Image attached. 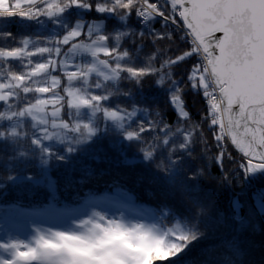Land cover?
I'll use <instances>...</instances> for the list:
<instances>
[{
  "label": "snow or ice",
  "instance_id": "6c2138e0",
  "mask_svg": "<svg viewBox=\"0 0 264 264\" xmlns=\"http://www.w3.org/2000/svg\"><path fill=\"white\" fill-rule=\"evenodd\" d=\"M70 7L110 14L121 25L114 31L102 30L101 20H78L65 24L61 36H24L16 40L17 46L0 47V166L4 171L17 163L35 166L41 171L38 180L33 174H9L7 181L35 182L48 192V201L40 208L9 204L0 205V211L71 217L74 209L57 203L53 162H67L98 135L113 130L136 141L146 161L161 145L168 146L174 133L181 140L171 145L173 153L198 138L204 159L188 179L213 178L208 165L221 169L225 159L235 167L218 173L222 182L264 173V0H0V19L47 17L59 23L55 18ZM157 20L164 29L171 24L175 30H156L152 24ZM136 21L147 32L128 26ZM0 38H12V33L0 32ZM146 38L153 45L179 40L183 48L174 56L156 48L143 63H136ZM125 40L134 52L124 47ZM82 54L91 60L77 62ZM10 61L26 71L15 70ZM181 63L187 66L184 87L173 75ZM150 77L173 89L169 103L177 113L175 126L159 111L137 123V114L147 109L108 103L114 95L128 94L118 88L122 81L139 83ZM109 83L116 91L104 94ZM186 88L205 101L201 124L192 123L186 110ZM44 95L47 98H41ZM25 101L29 102L22 106ZM203 123L212 130L216 154H209ZM229 141L236 155L229 152ZM201 168L204 176L198 175ZM5 186L0 181V188ZM256 207L264 213V194ZM168 216L164 209L159 222H125L123 214L110 218L93 211L88 219H73L74 227L66 230L36 226L29 241L9 236L0 242V264H165L205 235L199 228V208L191 217L164 223ZM251 226L255 231L257 226Z\"/></svg>",
  "mask_w": 264,
  "mask_h": 264
},
{
  "label": "trees",
  "instance_id": "16d2710c",
  "mask_svg": "<svg viewBox=\"0 0 264 264\" xmlns=\"http://www.w3.org/2000/svg\"><path fill=\"white\" fill-rule=\"evenodd\" d=\"M55 19L59 23H54L53 19L47 17L35 20L20 17L0 19V32L12 33V38H0V47L17 46L16 40L24 36L33 39L61 36L65 31V24L72 26L78 20H101L105 27L102 30L114 31L115 27L121 25L118 18L110 14H100L94 10L88 11L77 7L66 9ZM128 26L138 31L148 30L139 21ZM152 26L161 32L175 30V25L171 24L168 29H164L159 20L153 22ZM124 47L135 51L126 40ZM156 48H159L161 53L167 49V55L174 56L179 54L180 48H183V42L177 40L172 44L171 41L164 39L153 45L151 38H146L136 63H143V60ZM87 61L90 59L83 57L80 60V62ZM9 63L15 70L26 71L16 61ZM186 71L187 66L184 63L173 69L174 78L181 82V87H184ZM54 74L63 75L61 72ZM93 79L96 77L93 76ZM167 83L158 84L155 78L151 77L143 78L139 83L122 81L118 88L128 94L114 95L108 103L120 104L122 107H128L129 110L132 105L138 109H147L144 113L137 114V123L142 122L143 119H150L153 112L159 111L166 121L175 126L177 113L169 103V95L173 89L166 86ZM98 91L93 89L94 93ZM108 91L115 92L116 89L109 83L104 94ZM184 99L192 123L201 124L205 114V101L202 96L186 88ZM28 102L25 101L22 106ZM30 102L34 103V100ZM201 131L204 133V138L209 141V154H216L212 130L208 128L207 123L201 125ZM169 140L168 146L161 145L153 158L146 161L136 141L126 140L122 134H117L113 130L98 135L79 152L72 154L67 162L59 165L53 162L52 175L58 180L57 203L74 209L71 217L56 216L54 213L19 215L0 211V242L9 236L15 238L21 234H29L31 238L30 231L36 226L66 230L73 225L71 222L73 219L77 221L88 219L93 211L106 214L110 218H120L123 214L122 218L125 222L153 223L159 222L161 210L167 209L169 216L164 223H171L175 217L181 219L191 217L194 210L199 208V228L205 235L190 244L178 257L166 261L165 264H264V213L256 207V200L264 194V173L241 175L240 179L233 177L227 182H222L218 173L235 167L225 159L221 169L208 165L213 178L188 179L203 162L201 152L204 146L198 138L193 137V142L189 143L186 149L177 148L173 153L170 150L171 145H178L181 136L179 133H174ZM51 143L54 148L60 147L55 142ZM24 146L27 147V141L24 142ZM228 147L229 152L236 155L230 144ZM174 157H178V161ZM205 162H207L206 157ZM9 174L18 177L33 174L38 180L41 171L35 166L18 163L13 164L9 171H4L0 166V181L6 185L0 188V205L18 204L21 208L30 209L40 208L47 203L48 192L43 185L19 179L8 182ZM198 175L204 176L202 168ZM118 188L122 191H117ZM253 224L257 226L255 231L251 226Z\"/></svg>",
  "mask_w": 264,
  "mask_h": 264
},
{
  "label": "rangeland",
  "instance_id": "374dc122",
  "mask_svg": "<svg viewBox=\"0 0 264 264\" xmlns=\"http://www.w3.org/2000/svg\"><path fill=\"white\" fill-rule=\"evenodd\" d=\"M83 57L86 58V59H90V60H91V58H90L89 56H87V55H83V54H82V55L78 58L79 62H80L81 59H83ZM93 76H95V75L93 74ZM49 111H51V109H50ZM229 142H230V141H229ZM256 174H258V173H256ZM256 174H250V175H256ZM117 215L119 216V213H118ZM56 216H59V215H56ZM116 218H118V217H116ZM71 227H74V225H72ZM30 233H32V235H34L33 230L30 231ZM28 235H29V234H21V235L16 236L15 238H18V239H21V240L29 241L31 238H30Z\"/></svg>",
  "mask_w": 264,
  "mask_h": 264
},
{
  "label": "water",
  "instance_id": "95a60500",
  "mask_svg": "<svg viewBox=\"0 0 264 264\" xmlns=\"http://www.w3.org/2000/svg\"><path fill=\"white\" fill-rule=\"evenodd\" d=\"M217 36L221 35V34H216Z\"/></svg>",
  "mask_w": 264,
  "mask_h": 264
}]
</instances>
